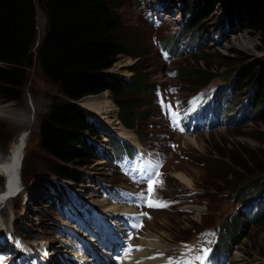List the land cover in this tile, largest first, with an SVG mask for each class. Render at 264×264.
Masks as SVG:
<instances>
[{"label": "rangeland", "instance_id": "1", "mask_svg": "<svg viewBox=\"0 0 264 264\" xmlns=\"http://www.w3.org/2000/svg\"><path fill=\"white\" fill-rule=\"evenodd\" d=\"M156 1L167 8L165 14L168 20L165 25L151 23L144 18L140 9L143 3ZM192 2L199 9L206 5L207 0H111V5L120 19L117 34L128 39L129 43L138 44V48L130 51L139 54L136 57L133 54L118 55L111 71L121 76L136 78V72L132 69L136 65L138 72L150 83L155 84V88L157 85L176 83L180 86L183 96H190L210 85L233 84L236 95L234 104L238 105L227 116L245 103H248L249 107L248 117L238 125L206 134L194 133L189 136L194 139L193 143L181 135L171 133L162 135V132L167 130L160 117L154 93L135 92L128 88L124 94L115 98L109 90L104 92L117 108L122 125L124 123L121 120V109L117 99H134V104L139 105H136L133 111L141 113V117H134L133 128L124 126L135 133L140 142L148 146H160L167 152V161L163 168L165 174L161 177V181L165 180V183L159 189V193L173 200L174 204L168 209L153 212L154 218L147 223L142 235L146 237L154 233L158 234L155 235L158 238L161 236L159 242L163 248L161 250L153 247L149 254V257H152L165 251L175 254L188 240H196L198 249H202L210 235L202 231L211 227V234L213 232L217 234L215 248L218 252L225 254L230 250L231 242H234V264H264V196L259 197V193L264 189V119L260 120L258 117L259 112L264 113V42L259 34L249 27L242 9L232 15L229 14L230 8L226 0H211L209 14L202 13L206 18L199 26L188 28L191 16L189 5ZM36 6L37 41L41 42L47 32L48 16L39 0ZM151 11L157 15L160 13L155 7ZM230 17L241 20L230 24ZM181 33L192 34L195 38L201 37L204 40L205 48L201 53H208L207 62L199 54L201 48L190 56L174 60L171 64L164 62L155 43L156 39H165ZM217 35L221 36V41H216ZM37 49L35 44L33 49L35 54ZM232 49L239 52L232 53ZM206 63L209 65L208 69L204 67ZM254 63H257L254 76L247 78L241 74L240 69L243 65ZM199 68H204L206 73L202 75L189 73V69ZM173 69L178 70L177 76L169 77L167 70ZM27 71V82L17 93L19 98L9 100L0 96V151L5 153L8 149L11 150L10 147H14L16 139L21 135L20 132L27 133L30 130L25 138L26 155L22 171V184L26 188L14 198L15 200L12 199L7 207L8 213L5 217L7 221L3 230L4 234L13 232L11 233L13 240L18 242L19 238L26 245H29V241L25 239V234L38 238L49 247L51 253L49 260L52 263L67 264L65 262L68 259L67 254L62 253L65 246L61 245L69 242L56 231V227L60 226L61 221L69 222L62 220L57 209L50 204L49 198L56 196L64 188V183L69 182L54 175V159L40 146L42 119L48 114L54 102L63 101L65 97L59 87L46 76L37 58H34ZM208 77H212L210 82L207 85H200V82ZM24 104L30 111L29 118L22 114L26 111ZM89 110L91 115H94L91 111L97 114L94 110ZM9 116L17 118L23 126L20 129L9 128L6 123ZM94 117L100 123L99 128H104L102 118L97 115ZM24 124L28 125V128H24ZM168 137L171 138V143L165 142ZM92 140L105 147L111 144L110 138L103 136L93 137ZM112 143L121 163L122 158L127 155L128 146L116 137H113ZM79 170L90 176L89 178L111 183L123 181V177L110 169V165L104 160H98L91 166L79 167ZM180 171L185 174L188 181L178 175ZM91 183L92 181H87L80 184L78 189L90 195L94 189L91 186L94 185V190L98 187L97 183ZM254 196L256 201L248 208L250 198ZM5 206L0 207V210ZM15 209L21 210L20 213L15 212ZM236 216L245 221L247 216L259 220L244 224L233 239H227L221 245L227 225ZM8 238L10 237L0 240V250L5 249L4 243H7V247L15 248V243ZM158 259V255L154 256L150 263H159Z\"/></svg>", "mask_w": 264, "mask_h": 264}, {"label": "trees", "instance_id": "2", "mask_svg": "<svg viewBox=\"0 0 264 264\" xmlns=\"http://www.w3.org/2000/svg\"><path fill=\"white\" fill-rule=\"evenodd\" d=\"M210 1L207 0L206 5L199 9L193 2L190 3L188 28L199 26L206 18L202 13L209 14ZM39 2L46 10L48 28L35 54L33 49L37 40V0H0V96L9 100L19 98L17 93L28 79L27 68L33 64L34 58L39 60L46 76L59 87L65 97L63 101L54 102L42 119L40 146L54 159V175L79 184L86 180L79 167L91 166L100 158L90 139L100 137L103 133L95 127L88 114L76 102L107 90L115 98L124 94L128 88L135 92L153 94L155 84L140 74L136 65L132 67L136 78H132V84L129 86L123 83L121 76L110 70L118 55H132L130 50L138 48V44L129 43L128 39L117 34L120 19L111 5V0ZM226 2L231 10L235 9H229L230 15L239 9L245 12L249 27L254 29L264 42V0ZM234 19L230 17V24L241 20ZM175 39L176 36L171 35L166 42L174 45ZM202 43L204 46V40ZM199 54L208 61L207 52ZM138 55L133 54L134 57ZM204 67L208 69L209 65L206 63ZM256 70L257 63H254L243 65L240 72L250 78L256 74ZM189 73L202 75L206 70L189 69ZM211 78H206L200 85L208 84ZM117 103L124 125L133 128L134 117H141V113L133 111L139 104H134V99L131 98H118ZM258 117L263 120L264 113L259 112ZM262 195L264 196V189L259 193V197ZM255 220L259 218L247 216L246 221L238 216L233 218L224 231L221 245L227 239H233L244 224L253 223ZM231 243L232 247L234 242Z\"/></svg>", "mask_w": 264, "mask_h": 264}, {"label": "bare ground", "instance_id": "3", "mask_svg": "<svg viewBox=\"0 0 264 264\" xmlns=\"http://www.w3.org/2000/svg\"><path fill=\"white\" fill-rule=\"evenodd\" d=\"M25 104H24V109L26 111H23L22 114L29 118L30 111H29L28 107ZM82 104H83V106H85L86 109L89 108V109H92L95 112H97V114H96V113L91 111L92 114L101 117L102 118V119L100 118L101 121L109 129H112L113 131H116V133H118L119 135H121L123 137L129 138V139L133 140L134 142L139 143L138 136L135 133L129 131L120 122L119 117L117 115V108L114 107V105H113V103H112V101H111V99H110V97L108 96L107 93H103L101 95H96V96H92V97H87V98L82 100ZM7 107L8 106H6V108ZM33 109H34V107H33ZM89 109H87V110L90 113ZM94 115H91V116L94 117ZM23 121L26 122L25 120H23ZM6 123H7L8 127L12 128V129H18V128L20 129V127L23 126V124H21V122L19 120H17V118L14 119V118H11L10 116H9V118H7ZM26 124H28V122ZM26 124H24V128H28V125L26 126ZM20 133H21V135L18 137V139H16L14 147H10V148H12V150L8 149L5 153L0 151V159H1L0 160V178H1V175H2L3 172L8 173L10 175V178L13 179L17 184H18L19 181L22 184V177H23V175H22L23 172L22 171H23V165H24V158H25V155H26V150H25L26 139L25 138H27L26 137L27 133L26 132H24V133L20 132ZM184 137L187 138L188 141H191V142L194 143V139L193 138H191L189 136H184ZM22 157H23V159H22ZM21 159H22V161H21ZM178 175L182 179L188 181L187 177L185 176V174H183L181 171H180V173ZM91 188L95 189L94 185H92ZM1 189H2V186L0 187V190ZM100 200H101L102 203L105 202L104 199L103 200L100 199ZM10 202H11V200L7 202L5 208L0 210V215H2L3 219L5 220L4 221L5 223L7 221V219L5 218L6 217V213H8L7 212L8 211L7 207L9 206ZM16 211H17V213H20L21 210H19V209L16 210L15 209V212ZM8 231H10V229H8ZM2 235H3V231L0 228V237ZM155 235H158V234L151 233L148 236H146L145 239H142L140 241V244H143V246H148V248L145 249L144 251H141V252L137 253V258H144L145 259V261L141 262V264H145V263L152 264V263H150L152 261V259H150L151 257H149V254H151V249H153V247L160 248L161 250L163 248L162 244L159 242V240L161 239L160 238L161 236L159 235L160 237L158 238ZM65 241H67V240H65ZM34 242H37V240L34 241ZM58 246H60V245H58ZM61 246H65V250L62 251V249H61V251H62V253L67 254L66 258L73 259V257H74V259H73L71 264H85L83 262V259L78 255L76 249L74 248V244L65 243V245L62 244ZM161 259H162V257H159V259H158L159 263L161 262ZM11 264H13V263H11ZM87 264H98V263L93 261L89 257Z\"/></svg>", "mask_w": 264, "mask_h": 264}, {"label": "snow or ice", "instance_id": "4", "mask_svg": "<svg viewBox=\"0 0 264 264\" xmlns=\"http://www.w3.org/2000/svg\"><path fill=\"white\" fill-rule=\"evenodd\" d=\"M160 103H161V105H162L163 107H167V108L169 109V114H170V115L175 116V115H178V114H179V113H172V112H171V108H172V105H171V104H167V105H165V103H164L163 100H161ZM176 123L178 124L179 122L177 121ZM181 130H182V129H181ZM156 183H158V181L153 180V181L149 184V187H148V191H149V193L154 192V185H155ZM161 183H162V182H161ZM146 203H147V206H148V207H161V206H162V207H167V206H168L166 202L156 201V200L152 199L151 197H149V198L146 200ZM142 215H147V214L144 213V214H142ZM142 226H143L142 224H140V225H133V227H142ZM129 251H131V246H129ZM205 254H206V252H205ZM197 259L201 261V264H203V257H197ZM176 264H181V262L178 261V262H176ZM188 264H190V262H188Z\"/></svg>", "mask_w": 264, "mask_h": 264}, {"label": "water", "instance_id": "5", "mask_svg": "<svg viewBox=\"0 0 264 264\" xmlns=\"http://www.w3.org/2000/svg\"><path fill=\"white\" fill-rule=\"evenodd\" d=\"M39 44H40V42H39V41H36V46H39ZM104 92H106V91H104ZM104 92H103V93H104ZM100 94H102V93H100ZM97 95H99V94H97ZM92 96H96V95H89V96H86V97L82 98L81 100H78V101L76 102L77 105H79L82 109H84V111L89 112V111L85 108V106H83V104H82V100L85 99V98H87V97H92Z\"/></svg>", "mask_w": 264, "mask_h": 264}, {"label": "clouds", "instance_id": "6", "mask_svg": "<svg viewBox=\"0 0 264 264\" xmlns=\"http://www.w3.org/2000/svg\"><path fill=\"white\" fill-rule=\"evenodd\" d=\"M36 41H37V40H36ZM40 43H41V42H40ZM35 44H36V43H35ZM39 45H40V44H39ZM36 47L38 48V46H36ZM232 50H233V49H232ZM232 50H231V51H232ZM233 52H235V50H234Z\"/></svg>", "mask_w": 264, "mask_h": 264}]
</instances>
